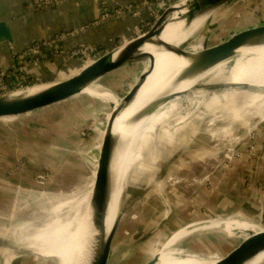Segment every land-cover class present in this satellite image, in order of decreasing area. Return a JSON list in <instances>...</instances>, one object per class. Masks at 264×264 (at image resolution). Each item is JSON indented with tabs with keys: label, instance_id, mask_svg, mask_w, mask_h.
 Masks as SVG:
<instances>
[{
	"label": "rangeland",
	"instance_id": "rangeland-1",
	"mask_svg": "<svg viewBox=\"0 0 264 264\" xmlns=\"http://www.w3.org/2000/svg\"><path fill=\"white\" fill-rule=\"evenodd\" d=\"M215 12L183 45L185 49L192 44L211 47L241 29L264 24V0H233ZM146 63L129 65L94 84L99 95L114 94L119 103L82 94L30 115L0 119V264H59L54 257L30 251L24 237L33 231L27 230L23 237L21 230L32 220L45 222L59 203L56 196L77 198L89 190L113 109L146 72ZM232 67L230 62L228 72ZM60 76L57 81L63 79ZM207 81L203 87L221 82ZM223 90H212V94ZM263 92L247 89L245 97L203 104L189 122H182L191 113L189 98L177 112L169 111L174 118L156 140L134 155V164L124 176L109 264H147L181 229L197 222L231 219L264 225L251 214L245 216L248 220L236 217L241 211L236 201L226 210L222 201L213 198L217 177L239 162L255 167L261 159ZM258 100L260 106L254 108ZM224 112L228 113L226 122L209 123ZM227 124L229 136L215 135ZM216 151V157L211 155ZM197 210H201V220H195ZM244 236L233 227L201 226L179 238L169 253L221 259Z\"/></svg>",
	"mask_w": 264,
	"mask_h": 264
},
{
	"label": "bare ground",
	"instance_id": "bare-ground-1",
	"mask_svg": "<svg viewBox=\"0 0 264 264\" xmlns=\"http://www.w3.org/2000/svg\"><path fill=\"white\" fill-rule=\"evenodd\" d=\"M188 1L182 0L177 5L178 7L176 8L182 11L174 13L173 19L169 21V24L161 35L162 40L170 45L177 47L183 46L203 28L211 16L216 14V12H213L203 15L188 25L184 21L177 22V17L185 14L184 6ZM203 48V45L192 44L187 51L197 53ZM142 51L147 53L153 60L155 69L149 74L150 63L147 61L146 72L142 75H146V78L141 82L131 100L116 113L113 119L111 131L115 139V150L113 152L111 167L112 185L110 199L105 218V239L109 236L119 218L120 204L125 190L124 176L129 172L128 169L132 167V164H134V155L142 150L150 140H156L158 138L162 127L168 125L169 121L174 118L169 113L171 109L177 112L180 107L183 108L184 100L189 98L191 107L188 108L191 113L185 120H182L184 123L189 122L191 120L190 117L203 104L212 106L227 98L235 99L238 96L245 97V90L247 89H262L264 91V39H261L253 46L240 49L233 58L214 68L184 81H180L178 77L189 66V60L174 56L152 45H146ZM230 62H233V67L228 72V64ZM87 65L89 64L82 67L79 65L76 69L81 70ZM72 69L74 67L71 65L68 71ZM60 74L62 75V73ZM63 76H60V78ZM207 78L211 79L209 83L219 79L221 82L218 83L226 84L228 88L224 89L221 94H212L213 91L203 89L202 86L208 82ZM139 81L140 78L135 86ZM48 86L49 84L40 83L15 94L16 96L33 94ZM93 87L94 85H91L82 94L90 97H101L113 103H119L114 94L103 93L99 95ZM166 94L181 96L176 97L168 103L161 104L153 114L142 119L137 118L138 113L146 106ZM262 94L264 95V92ZM245 102L239 103L241 106H244ZM260 103L261 100H258L254 108L259 107ZM120 105L121 103L116 108ZM216 120L223 123L226 122L228 120V113H221L218 117L211 119L209 123L214 124ZM230 127V124H227L223 131H218L217 135L229 136ZM94 180L95 174L93 175L91 184H89V190H86L87 192L85 194L77 198L72 194L56 196L55 199L59 203L52 210L53 213L51 214L50 212L51 216L45 222L39 224L35 220H32L30 224L21 230L23 237L27 236V230L33 231L29 237H24L29 242L30 251H35L34 254L40 255L42 253L48 257H54L58 260L59 264H80L81 261H88L94 256L96 246L94 242L91 243L90 241L91 208L89 205ZM201 226L211 228L228 226L240 231L249 232H259L264 229L256 223L231 219H215L202 223L197 222L187 228L181 229L164 248H161L156 255L159 257L157 264H216L220 259H206L169 253L170 248L179 238L194 230V228ZM93 234L95 236L96 233L93 231ZM247 264H264V246L260 253Z\"/></svg>",
	"mask_w": 264,
	"mask_h": 264
},
{
	"label": "water",
	"instance_id": "water-1",
	"mask_svg": "<svg viewBox=\"0 0 264 264\" xmlns=\"http://www.w3.org/2000/svg\"><path fill=\"white\" fill-rule=\"evenodd\" d=\"M231 1L233 0H189L184 6V10L186 11L185 14L179 15L177 17V22L184 21L188 25L198 17L213 13ZM179 3L168 8L148 31L129 39L124 44H121L110 51H107L98 60L82 68L72 77L62 81L42 83L49 84V86L33 94H21L16 96L14 93L1 97L0 119L30 115L37 111L68 101L81 95L88 87L97 84L106 76L129 65L149 61L150 68L148 73L151 74L155 69V64L150 56L142 51L146 45H152L156 48L163 49L174 56L183 57L189 60V66L178 77L180 81H184L214 68L215 66L233 58L240 49L253 46L261 39H264V24H260L241 29L230 35L227 39L220 41L211 47L203 48L197 53H191L183 46L177 47L170 45L162 40L161 35L169 24V21L173 19L172 15L182 11L176 8ZM13 43V32L9 23L6 20H0V45L10 47L11 58L13 61L11 69H14L16 65L13 53L20 51L17 48L12 47ZM145 78L146 75L141 76L139 83L132 87L122 98L121 105L118 108H114L112 104H109V107L114 109L106 125L105 136L99 151L95 180L89 203L91 208L90 241L91 243H95L96 249L94 251V256L90 260H85L86 262L81 261L80 264L110 263L112 243L119 223L118 218L109 236L105 239V218L110 199L112 185L111 167L113 152L115 150V139L113 138L111 131L113 119L116 113L131 100ZM226 88H228L226 84H215L203 87V89L208 91ZM178 96L180 97L181 95ZM178 96L175 94H166L157 98L138 113L137 118L142 119L153 114L161 104L168 103ZM261 226L264 228V225ZM93 231L96 233L95 236ZM243 232L245 233V236L242 238L241 242L227 254L221 255V259L216 264H247L260 253L264 246V229L259 232ZM158 260L159 257L155 256L147 264H157Z\"/></svg>",
	"mask_w": 264,
	"mask_h": 264
},
{
	"label": "crops",
	"instance_id": "crops-1",
	"mask_svg": "<svg viewBox=\"0 0 264 264\" xmlns=\"http://www.w3.org/2000/svg\"><path fill=\"white\" fill-rule=\"evenodd\" d=\"M116 1L134 2L140 0H110V7ZM99 6L100 0H66L54 7L37 10L33 7L32 0H0V20H6L12 29L14 39L12 47L23 50L35 41L50 38L59 32L87 26L97 19ZM149 17V10L146 9L141 18L126 16L85 29L75 37L68 39L66 46L73 48L78 45H91L105 52L110 51L117 47L122 40L132 38L140 30L141 19L148 20ZM71 65L74 69L63 72L60 60L54 59L27 66L26 72L35 83H51L59 79L60 73L64 74L63 79H68L80 71V69H76L79 67L77 61L72 62ZM12 66L10 47L0 45V72L11 73ZM260 144L261 159L258 165L251 167L239 162L227 174L217 177L213 198L217 203L221 204L222 201V206L226 210L234 206L236 201V205L241 207L240 214L236 217L248 220L245 216L251 214L259 217L258 222L262 223L264 222L263 139ZM211 155L216 157L217 151ZM202 218L201 210H197L195 220Z\"/></svg>",
	"mask_w": 264,
	"mask_h": 264
},
{
	"label": "built area",
	"instance_id": "built-area-1",
	"mask_svg": "<svg viewBox=\"0 0 264 264\" xmlns=\"http://www.w3.org/2000/svg\"><path fill=\"white\" fill-rule=\"evenodd\" d=\"M64 1L66 0H32V5L37 10H43L54 7ZM181 1L182 0L116 1L113 2V6L110 7V0H100L99 15L97 19L87 26L59 32L50 38L35 41L23 50L14 52L13 57L16 63L15 68L9 74L6 72H0V98L39 84H31V78L26 72L27 66L58 59L60 60L63 72H66L69 70L72 62L77 61L82 67L86 64H91L102 57L106 52L91 45H78L73 48L66 46L68 39L75 37L85 29L97 27L109 21L126 16L141 18L143 11L148 9L150 17L148 20L141 19L140 30L132 36V38H134L145 33L146 30H148L147 28L152 27V24H154V22L168 8ZM128 40L129 39L122 40L119 45L124 44ZM217 133L218 132H216L215 135H217Z\"/></svg>",
	"mask_w": 264,
	"mask_h": 264
}]
</instances>
